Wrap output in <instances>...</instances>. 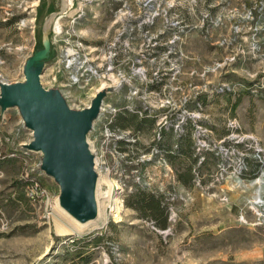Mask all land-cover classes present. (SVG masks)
<instances>
[{"label":"rangeland","instance_id":"rangeland-1","mask_svg":"<svg viewBox=\"0 0 264 264\" xmlns=\"http://www.w3.org/2000/svg\"><path fill=\"white\" fill-rule=\"evenodd\" d=\"M40 2L0 0L1 80L23 78ZM70 2L40 81L76 108L102 84L117 85L87 134L100 210L83 233L55 231L59 187L37 168L38 153L19 145L31 131L7 108L0 264H264V212L250 208L261 169L252 140L264 148V0ZM33 182L46 197L30 194ZM142 190L160 197L164 227L130 205Z\"/></svg>","mask_w":264,"mask_h":264},{"label":"water","instance_id":"water-1","mask_svg":"<svg viewBox=\"0 0 264 264\" xmlns=\"http://www.w3.org/2000/svg\"><path fill=\"white\" fill-rule=\"evenodd\" d=\"M46 14L40 24L39 41L22 64L23 78L0 79V116L15 107L31 138L21 143L39 155L37 168L53 178L59 187L58 204L79 222L98 215L95 154L87 134L100 113L103 98L117 85H102L89 104L76 108L68 104L58 85L45 87L40 81L44 65L56 55L52 18L62 11Z\"/></svg>","mask_w":264,"mask_h":264},{"label":"bare ground","instance_id":"bare-ground-1","mask_svg":"<svg viewBox=\"0 0 264 264\" xmlns=\"http://www.w3.org/2000/svg\"><path fill=\"white\" fill-rule=\"evenodd\" d=\"M71 0H61L62 3V11L66 9V7L71 3ZM62 11L59 12L62 13ZM60 15H54L52 18L53 30L55 33L61 32V24L59 21ZM103 85V84H102ZM109 187L106 190V196H109L111 200V209L113 214L119 218L121 204L117 196V191L112 186V182H108ZM98 205V203H97ZM98 206V213H99ZM53 225L55 231L61 234H73V233H83L86 229L95 226V224L90 223L89 221L79 222L74 219L71 215H69L62 207L59 206L57 198L55 199L54 211H53Z\"/></svg>","mask_w":264,"mask_h":264},{"label":"trees","instance_id":"trees-1","mask_svg":"<svg viewBox=\"0 0 264 264\" xmlns=\"http://www.w3.org/2000/svg\"><path fill=\"white\" fill-rule=\"evenodd\" d=\"M53 10H56L54 0H51L48 3L46 0H41L40 4L36 7L35 20L38 21L40 25L46 14ZM39 36L40 31L38 29V41ZM190 176L191 174L189 173V168H187L184 172V176L181 175L180 177L182 181L185 182ZM133 196L134 199L130 202V205H133L141 215L151 218L159 227H164L166 225L167 216L165 207L161 204L160 197L155 196V194L152 192L143 190L136 192Z\"/></svg>","mask_w":264,"mask_h":264},{"label":"built area","instance_id":"built-area-1","mask_svg":"<svg viewBox=\"0 0 264 264\" xmlns=\"http://www.w3.org/2000/svg\"><path fill=\"white\" fill-rule=\"evenodd\" d=\"M243 139V138H242ZM251 148L253 157L260 164L261 169L259 175L255 178L257 185L258 198L252 201L250 208L257 214L264 212V148L255 139L252 140ZM30 194L46 197V189L37 182H33L29 186ZM264 218V214L262 216Z\"/></svg>","mask_w":264,"mask_h":264},{"label":"crops","instance_id":"crops-1","mask_svg":"<svg viewBox=\"0 0 264 264\" xmlns=\"http://www.w3.org/2000/svg\"><path fill=\"white\" fill-rule=\"evenodd\" d=\"M21 143H23V142H20L19 145H21Z\"/></svg>","mask_w":264,"mask_h":264}]
</instances>
